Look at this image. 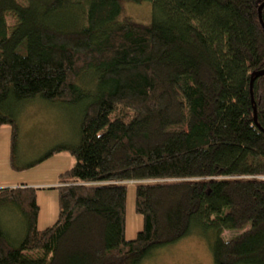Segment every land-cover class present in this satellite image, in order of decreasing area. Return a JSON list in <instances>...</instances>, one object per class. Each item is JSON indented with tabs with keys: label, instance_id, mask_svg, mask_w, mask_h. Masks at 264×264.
I'll use <instances>...</instances> for the list:
<instances>
[{
	"label": "trees",
	"instance_id": "trees-1",
	"mask_svg": "<svg viewBox=\"0 0 264 264\" xmlns=\"http://www.w3.org/2000/svg\"><path fill=\"white\" fill-rule=\"evenodd\" d=\"M126 2H150V24L123 16ZM258 73L264 0H0V128H10L11 168L28 104L81 109L77 143L28 166L62 152L75 159L50 188L52 226H37L42 189H0V213L23 226L15 240L0 216V264H142L192 235L213 264H264ZM128 184L143 221L131 241Z\"/></svg>",
	"mask_w": 264,
	"mask_h": 264
},
{
	"label": "rangeland",
	"instance_id": "rangeland-1",
	"mask_svg": "<svg viewBox=\"0 0 264 264\" xmlns=\"http://www.w3.org/2000/svg\"><path fill=\"white\" fill-rule=\"evenodd\" d=\"M123 16L130 17L137 23L149 25L152 21V9L150 2L123 4ZM79 106H69L61 103H47L34 101L28 104L18 117L19 139L15 157V167L21 170H0V180L6 184L31 182L36 186L54 184L61 174L75 164V159L67 152L57 153L47 159L42 165L28 168L33 162L39 161L55 146H66L77 143L79 139V126L81 112ZM1 130H10L2 127ZM1 133V132H0ZM4 144L3 135H0V149ZM7 149L9 143L5 142ZM3 150H1L2 152ZM9 152V149H8ZM5 155V152H4ZM27 166V167H26ZM26 168V169H24ZM61 173L58 177L57 175ZM9 188V187H2ZM38 188V187H37ZM47 187L37 191L36 201L39 205L38 229L44 230L52 226L58 218V192ZM54 188V187H52ZM126 195V229L125 240H133L143 227L142 217L135 210V186L127 185ZM3 223L10 229L12 238L18 240L22 235L20 218L9 210L0 213ZM238 233V232H237ZM237 233L226 232L223 239L236 236ZM142 264H213L206 241L192 235L157 252L149 260Z\"/></svg>",
	"mask_w": 264,
	"mask_h": 264
},
{
	"label": "crops",
	"instance_id": "crops-1",
	"mask_svg": "<svg viewBox=\"0 0 264 264\" xmlns=\"http://www.w3.org/2000/svg\"><path fill=\"white\" fill-rule=\"evenodd\" d=\"M0 132H1L0 135H3V138H4V144L2 145V148L0 149V170L2 169V171H4V172L6 171V172L11 173L10 170H13V169L11 168L10 160H9L10 149L8 148L9 149V152H8L7 146L5 144V142H8L9 143L8 147H10V138H9L10 137V130L7 129L6 131H4V130L0 129ZM1 150H3V151L1 152ZM4 152H5V155H4ZM42 164H44V163H42ZM42 164H39V165H42ZM36 166H38V165H35L33 167H36ZM33 167L31 169H33ZM60 174L61 173H59L57 175V177ZM56 180H57L56 183H54L52 185L45 184L43 186H41V185L36 186L35 183L32 184L31 182H23L22 184L21 183L6 184V183L1 182L2 180H0V189L3 186L4 187L7 186L9 188H12V187H22L23 185H26L27 187H30V188H36V189H43V188L45 189L46 186L52 188V187H56V185L58 184L59 180L58 179H56Z\"/></svg>",
	"mask_w": 264,
	"mask_h": 264
},
{
	"label": "water",
	"instance_id": "water-1",
	"mask_svg": "<svg viewBox=\"0 0 264 264\" xmlns=\"http://www.w3.org/2000/svg\"><path fill=\"white\" fill-rule=\"evenodd\" d=\"M261 9H262V6H261V8H260V10H259V15H260ZM260 21H261V15H260ZM261 23H262V21H261ZM263 74H264V73H263ZM263 74H262V73H258L257 76H261V75H263Z\"/></svg>",
	"mask_w": 264,
	"mask_h": 264
}]
</instances>
